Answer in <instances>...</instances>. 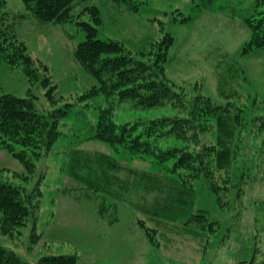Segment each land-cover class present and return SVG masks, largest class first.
<instances>
[{"label":"rangeland","instance_id":"rangeland-1","mask_svg":"<svg viewBox=\"0 0 264 264\" xmlns=\"http://www.w3.org/2000/svg\"><path fill=\"white\" fill-rule=\"evenodd\" d=\"M135 1L137 11L114 0L79 1L72 21L44 23L27 15L22 0H5L0 36L12 42L10 51L23 44L39 78L50 75L63 95L56 104L69 101L79 110L60 120L61 136L49 149L30 153L35 165L28 171L0 146V177L24 186L38 203L34 233L31 225L18 227L0 234V243L31 264L46 253H76L77 264H264V48L248 44L243 21L261 7L252 0ZM94 5L98 37L121 42L139 59L150 62L156 52L161 59L162 41L172 38L162 74L182 104L147 111L116 102V122L182 116L196 98L221 106L207 121L200 116L205 128L189 132L198 142L163 137L158 143L201 149L191 168L92 137L105 101L80 98L97 82L73 52L84 39L77 21H91L82 11ZM28 90L39 110L51 108L40 81L28 83L0 53V92Z\"/></svg>","mask_w":264,"mask_h":264},{"label":"trees","instance_id":"trees-1","mask_svg":"<svg viewBox=\"0 0 264 264\" xmlns=\"http://www.w3.org/2000/svg\"><path fill=\"white\" fill-rule=\"evenodd\" d=\"M79 1L86 0H22L27 15L44 23L72 21L73 10ZM114 1L125 4L131 11H137L139 5L135 0ZM202 1L208 4L215 0ZM232 1L238 3L241 0ZM220 2L223 3L222 0ZM252 2L261 9L256 10L255 7L243 16V21L251 31L248 44L264 48V0H252ZM4 5L5 0H0V10ZM82 13L88 14L91 21H77L79 29L84 32V39L75 47L73 55L96 80L97 85H94L90 92L81 94L80 98L102 95L104 105H107L99 104L101 107L98 109L97 123L92 137L123 148L133 155H146L157 163L173 160L175 169L191 168L193 158L202 153L201 149L193 154L176 146L162 148L158 143L163 137H172L182 142L192 138L198 142L189 132L197 127L205 128L203 122L198 123L200 116L206 117L204 120L207 121V117L221 110V106L213 105L208 98L202 99L201 102L196 98L195 102L186 103L187 108L182 116H156L147 120L132 118L116 122L112 118L116 102L127 101L132 106L147 111L163 108L166 102L176 104V107L182 104L179 94L166 82L162 74L161 61H165L164 53L172 43V38L165 36V40L162 41V47L159 48L164 52L162 58L160 59L161 56L156 52L153 60L149 62L137 58L117 40L98 37L97 25L101 21V16L97 6L85 7ZM0 20L3 21L2 17ZM5 32L6 30L0 29V35H4ZM6 39L0 36V53H3L5 61L21 67L28 83L32 84L39 80L40 85L45 88L43 95L51 106L46 111L39 110L38 97L30 90L24 96L0 92V146L21 161L28 171L35 165L29 157L30 153L37 155L42 147L45 150L49 149V146L61 136L60 120L79 109L74 110L69 101L56 104L63 95L57 93L56 84L52 82L50 75L40 79L39 70L33 65L25 46L19 44L10 51L12 42H7ZM37 205V202H33L31 191L26 190L18 182H9L0 177V234L9 235L15 228L27 225H31L33 234L35 229L32 218H36L37 209L34 208ZM40 233L41 230L37 231L36 237ZM77 258L76 253H46L38 257L35 264H77ZM0 264L31 263L23 259L14 249L0 243Z\"/></svg>","mask_w":264,"mask_h":264}]
</instances>
